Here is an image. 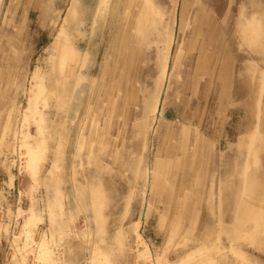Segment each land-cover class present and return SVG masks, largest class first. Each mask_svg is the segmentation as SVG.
I'll return each instance as SVG.
<instances>
[{"label": "rangeland", "instance_id": "1", "mask_svg": "<svg viewBox=\"0 0 264 264\" xmlns=\"http://www.w3.org/2000/svg\"><path fill=\"white\" fill-rule=\"evenodd\" d=\"M141 1L0 0V264H264V0Z\"/></svg>", "mask_w": 264, "mask_h": 264}, {"label": "bare ground", "instance_id": "2", "mask_svg": "<svg viewBox=\"0 0 264 264\" xmlns=\"http://www.w3.org/2000/svg\"><path fill=\"white\" fill-rule=\"evenodd\" d=\"M146 2H148L147 0H145ZM97 2V1H96ZM142 2V4H143V2H144V0H142L141 1ZM151 2H154V0H152ZM101 4L103 3V0H101V2H100ZM150 3V2H149ZM144 5V4H143ZM96 6V5H95ZM145 7H146V4L144 5ZM147 6H148V4H147ZM101 7V6H100ZM99 7V8H100ZM102 7H103V4H102ZM150 7H151V5H150ZM70 8V7H69ZM73 7H71L70 8V14H72V9ZM72 9V10H71ZM148 9V8H147ZM146 9V10H147ZM149 11H151L150 9H149ZM94 12V11H93ZM145 12H147V11H145ZM149 13V12H148ZM147 13V14H148ZM145 16H147V15H145ZM162 16V15H161ZM145 18V17H144ZM91 21V20H90ZM158 23H160V22H158ZM137 25H138V27L140 26L138 23H137ZM142 28H143V26H141ZM141 27H140V29H141ZM63 28V27H62ZM160 29H158V31L156 32V36H157V38H156V42H157V45L154 47V58L152 59V61H153V64H154V66H153V68H151L152 69V71L154 72V73H156V77H155V79H154V84H155V89H154V99H153V101L151 102V104H149V105H147L146 106V108L148 107V110H150L151 112H153V111H155L156 110V108H157V103H158V99H159V95H160V89H161V86H162V83H163V80H164V77H165V75H166V70H167V63H168V57H169V54H170V48H171V43H172V23H170L169 25L167 24V26H166V28H165V30L163 31V29H162V27H159ZM64 29V28H63ZM63 29H61V30H63ZM144 29V28H143ZM143 29H141V30H139L138 29V33H139V31L141 32ZM148 28H146V30H147ZM64 31V30H63ZM160 31V32H159ZM64 33V32H63ZM63 33L62 34H60V35H58V36H56V38H55V41H54V43H53V45H54V50L58 53V55H60L61 57H62V50L63 49H65L66 48V43H65V40H64V38H65V36H62L63 35ZM145 32H144V30H143V33H141V34H144ZM57 34H59V33H57ZM146 34V33H145ZM140 39V38H139ZM142 39H140V41H141ZM139 41V40H138ZM162 45H161V44ZM159 44L161 45V47L159 48ZM139 45V44H138ZM67 53V52H66ZM88 55H89V47H87V48H85V50L83 51H81L79 48H78V46H72L70 49H69V51H68V57L69 58H71L70 60H69V63H68V69H67V71H66V73H67V75H66V82L68 81V77H71V76H73L74 74H75V76H76V78H75V81H74V83H75V86L77 85V84H80L81 82H82V80L85 78V74H84V71H85V64H86V60H87V58H88ZM152 55V56H153ZM64 57H67V55L66 56H64ZM149 57V56H148ZM148 61H151V56L149 57V60ZM77 69V70H76ZM75 71H78L77 73L75 72ZM85 72H87V71H85ZM39 75L38 74H34L33 75V77H32V80L34 81V83H35V81L38 79L39 80ZM32 82V81H31ZM66 82H64V83H66ZM33 83V82H32ZM38 84V83H37ZM64 86H66V85H64ZM66 89V94H67V92H68V90H67V88H65ZM42 90V88L40 89V91ZM33 94H35L34 93V91L31 89L30 90V93H29V98H28V101H27V103H28V105L30 106V104H31V100H32V95ZM144 99H145V96H144ZM133 105H134V103H132ZM131 104V105H132ZM136 105V104H135ZM135 107V106H134ZM26 110L28 111L29 110V107H27L26 109H25V112H26ZM143 114V113H142ZM26 116V115H25ZM26 124V123H25ZM242 136V135H241ZM242 141H243V139H240L238 142V144H242ZM251 141V140H250ZM42 143V142H41ZM38 146V145H37ZM75 148V147H74ZM249 148V147H248ZM168 150V149H167ZM249 150V149H248ZM246 154H247V152H246ZM241 156V158H243L244 159V154L243 153H241L240 155H239V157ZM246 156V155H245ZM246 158V157H245ZM237 159H240V158H237ZM245 160V159H244ZM239 161V160H238ZM246 163V162H245ZM164 164V163H163ZM236 164V163H235ZM237 165H239V164H237ZM245 165V164H244ZM165 166V165H164ZM170 165H168V167H169ZM161 168V167H160ZM247 168V167H246ZM245 168V169H246ZM252 169V168H251ZM162 170H164V168H162ZM168 170H171V166H170V169H168ZM262 175H264V163L262 164V169L261 170H257V171H254L253 173H251L250 174V176H249V178H247L246 180H244V178H242L244 181H240L241 182V184L240 185H238L237 187H236V190H233V191H230L229 193H227V195H226V198L228 199V201H230V203H234L235 204V206H238L239 205V201H240V198L239 197H241L242 196V194L241 193H238L239 191H243L242 193H245V197L247 196V198H248V201H251V200H254L255 202L256 201H263L264 200V184L261 182V179H260V177L262 178ZM240 182H238V183H240ZM160 185H162L161 183H159ZM188 184V183H187ZM185 185H186V183H185ZM163 186V187H162ZM162 186H159V187H157V186H155V188H154V190H156V192H157V194H159V195H161V193H162V190L164 189V185H162ZM167 188V187H166ZM169 188V187H168ZM173 193H174V191H173ZM176 194V193H175ZM238 194H241V196L240 195H238ZM172 195H174V194H172ZM243 196V197H244ZM174 197V196H173ZM176 197V196H175ZM242 198V197H241ZM247 198H245V199H247ZM245 199H243L242 198V200L240 201V202H242V201H245ZM172 200V199H171ZM173 200H175V199H173ZM247 200L245 201V202H242V205H248V202ZM174 202V201H173ZM254 202V203H255ZM236 203H238V205L236 204ZM244 203V204H243ZM241 204V203H240ZM250 206H251V204H249ZM248 205V207H246L247 208V211L245 210V206L244 207H242V211L243 212H241V215H242V213H243V215H244V212L246 211L247 213L248 212H250L248 209H249V206ZM239 207H240V205H239ZM259 207V206H258ZM257 207V208H258ZM243 208H244V210H243ZM260 209V208H259ZM258 209V210H259ZM263 209H261V211H262ZM241 211V210H240ZM239 211V212H240ZM245 212V213H246ZM246 213V214H247ZM249 214V213H248ZM237 215H240V213L239 214H237ZM244 216H247V215H244ZM262 216V215H261ZM237 217V216H236ZM244 218V217H243ZM250 218V216L248 215V217H246L245 218V220L247 219H249ZM262 218V217H261ZM254 219V218H253ZM244 220V221H245ZM250 221V220H249ZM259 221V220H258ZM236 222V221H235ZM260 222V221H259ZM261 224H263L262 223V221L260 222ZM260 224V225H261ZM137 225V224H136ZM136 225H134V226H136ZM232 226V225H231ZM261 227H262V225H261ZM136 229H137V226H136ZM259 229V228H258ZM232 230V229H231ZM133 234H136V237H137V242L136 243H141V246L143 245V243H144V241L142 240V238H141V236L139 235V234H137L136 233V231H135V229H134V233ZM233 250V249H232ZM139 252H140V254L142 255V253H144L145 252V249H142V250H138ZM138 252V253H139ZM146 253V252H145ZM144 253V254H145ZM141 255L139 256V257H141ZM138 256V255H137ZM145 256V255H144ZM148 256V255H147ZM146 257V256H145ZM134 260H135V258H134Z\"/></svg>", "mask_w": 264, "mask_h": 264}]
</instances>
